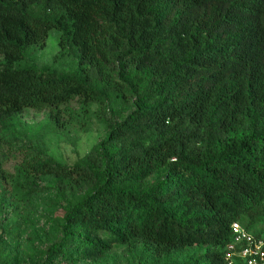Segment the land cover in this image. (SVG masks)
<instances>
[{"label": "trees", "instance_id": "obj_1", "mask_svg": "<svg viewBox=\"0 0 264 264\" xmlns=\"http://www.w3.org/2000/svg\"><path fill=\"white\" fill-rule=\"evenodd\" d=\"M52 30L74 70L26 60ZM129 97L75 163L30 151L9 174L19 198L66 205L59 241L27 264L112 244L141 264H227L232 222L264 238V0H0V128L31 109L60 130ZM191 246L202 252L175 263Z\"/></svg>", "mask_w": 264, "mask_h": 264}, {"label": "rangeland", "instance_id": "obj_2", "mask_svg": "<svg viewBox=\"0 0 264 264\" xmlns=\"http://www.w3.org/2000/svg\"><path fill=\"white\" fill-rule=\"evenodd\" d=\"M59 33L52 30L43 47L31 46L26 51V60L37 67H50L54 70L70 71L76 68V59L70 53L61 52ZM61 53L60 55H58ZM136 103L129 97L125 105H115L120 109L111 113V107L101 108L93 104L86 117L68 121L63 129H56L49 122L48 111L25 109L17 114L14 131L8 125L0 128V264L5 261L27 264L31 260L44 259L47 249L61 237L60 225L65 213V203L55 202L48 206L49 195L37 194L33 199L19 198L12 186L9 174H13L23 157L39 151L62 164L71 165L82 158L96 143L105 139L109 130L105 121L119 123ZM68 107L78 111L79 103L71 101ZM166 175L165 171L153 174L142 184L147 188ZM103 241L102 236L97 237ZM202 249L191 246L178 252L175 263L188 256H197ZM125 245L112 244L102 257L79 256L74 262L58 260L57 264H141Z\"/></svg>", "mask_w": 264, "mask_h": 264}, {"label": "built area", "instance_id": "obj_3", "mask_svg": "<svg viewBox=\"0 0 264 264\" xmlns=\"http://www.w3.org/2000/svg\"><path fill=\"white\" fill-rule=\"evenodd\" d=\"M232 239L225 247V261L234 264L236 259L244 264H264V238H256L240 223L230 225Z\"/></svg>", "mask_w": 264, "mask_h": 264}]
</instances>
